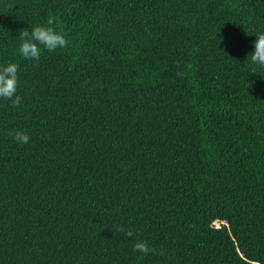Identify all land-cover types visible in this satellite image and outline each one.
Listing matches in <instances>:
<instances>
[{"label": "trees", "instance_id": "obj_1", "mask_svg": "<svg viewBox=\"0 0 264 264\" xmlns=\"http://www.w3.org/2000/svg\"><path fill=\"white\" fill-rule=\"evenodd\" d=\"M49 15L69 47L24 61ZM260 32L264 0H0V264H264Z\"/></svg>", "mask_w": 264, "mask_h": 264}, {"label": "clouds", "instance_id": "obj_2", "mask_svg": "<svg viewBox=\"0 0 264 264\" xmlns=\"http://www.w3.org/2000/svg\"><path fill=\"white\" fill-rule=\"evenodd\" d=\"M60 20L55 15H49L46 23L37 24L31 30H21V43L18 47V55L24 61L37 63L40 61L44 52L55 53L69 47L71 41L66 33L57 26ZM252 41V49L246 60L257 68L264 69V32H260ZM245 60V61H246ZM19 68L17 62H5L0 65V100L11 101L13 107H19L22 98L18 94L19 88ZM14 140L21 144H28L29 135L24 131H15ZM123 231V229H121ZM128 237L133 236V232L128 230L125 232ZM134 251L144 255L151 251L146 241H139L134 245Z\"/></svg>", "mask_w": 264, "mask_h": 264}, {"label": "rangeland", "instance_id": "obj_3", "mask_svg": "<svg viewBox=\"0 0 264 264\" xmlns=\"http://www.w3.org/2000/svg\"><path fill=\"white\" fill-rule=\"evenodd\" d=\"M217 226H219V225H217Z\"/></svg>", "mask_w": 264, "mask_h": 264}]
</instances>
